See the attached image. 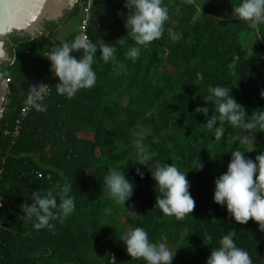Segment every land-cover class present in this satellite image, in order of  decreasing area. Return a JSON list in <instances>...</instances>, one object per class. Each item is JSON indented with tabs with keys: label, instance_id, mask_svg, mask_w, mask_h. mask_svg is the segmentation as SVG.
Here are the masks:
<instances>
[{
	"label": "trees",
	"instance_id": "trees-1",
	"mask_svg": "<svg viewBox=\"0 0 264 264\" xmlns=\"http://www.w3.org/2000/svg\"><path fill=\"white\" fill-rule=\"evenodd\" d=\"M241 2L204 0L199 10L197 0H163L169 19L162 37L141 46L132 60L126 53L136 45L126 37L125 0H92L86 34L98 49L92 65L96 82L72 99L57 93L59 81L46 58L53 47L73 42L77 30L55 44L37 36L10 45L13 62L0 65L9 89V106L0 119V264H146L132 260L120 241L136 227L148 233L151 243H165L175 256L173 264H206L226 235L249 253L252 264H264V232L257 223L237 224L226 205L214 202L215 180L226 173L232 151L239 148L255 160L264 152V131L224 124L217 141L215 127L209 130L206 117L195 112L208 106L209 116L219 115L214 102L204 101L209 88L217 86L229 90L246 120L264 112V24L251 29L233 20L232 6ZM79 15L74 5L45 33L53 34ZM169 30L180 38L171 39ZM255 32L260 41L244 49ZM105 42L116 48L108 63L99 51ZM40 82L51 86L42 101L46 111L29 106L13 138L20 112L28 106L26 91ZM234 136L248 139L234 141ZM198 161L203 170H196ZM164 164L187 173L195 209L182 220L155 207L161 193L151 171ZM109 169L124 172L135 185L126 204L105 191ZM67 184L75 210L50 221L54 227L36 230L35 218L20 219L32 192L51 191L59 205L57 186Z\"/></svg>",
	"mask_w": 264,
	"mask_h": 264
},
{
	"label": "clouds",
	"instance_id": "clouds-1",
	"mask_svg": "<svg viewBox=\"0 0 264 264\" xmlns=\"http://www.w3.org/2000/svg\"><path fill=\"white\" fill-rule=\"evenodd\" d=\"M187 2L191 4L192 0ZM124 7L128 10L124 20V27L128 32L126 37H131L136 45L126 55L135 60L141 46L146 47L162 37L164 25L169 19L168 9L163 5V0H125ZM118 15L124 17L122 12ZM231 16L233 20L246 22L251 29H258L259 25L264 24V0H242L240 4L232 6ZM169 31L171 39L180 38L179 34ZM121 40L122 38L118 41ZM97 51V46L86 37H77L71 43L64 42L52 48L46 59L51 64L50 72L58 78L55 88L59 95L72 99L81 89L94 87L96 74L92 65ZM99 51L105 63L115 59L116 48L110 43L102 44ZM72 53L82 55L77 58ZM50 87L43 82L31 84L26 91V105L38 112L46 111L42 101ZM209 92L211 95L204 101L207 105L209 101L214 102L219 115L209 116L208 106H198L195 112L206 117L205 125L209 130L215 127L217 141L223 136L224 124L248 131L259 127L264 131V112L255 111L252 119L246 120L245 109L229 95L227 88L210 87ZM261 97L264 98V90L261 91ZM218 122L220 126L216 127ZM237 139L246 142L248 138L233 137L234 141ZM203 167L198 161L196 170H203ZM151 173L156 189L161 193L156 197L155 207L165 216H174L177 220L194 212L195 200L189 191L187 173H182L174 164L157 165ZM137 175L144 178L139 169ZM103 184L110 198L117 203L126 204L134 194L135 185L126 178L124 172L109 169ZM57 187L60 188L59 205L57 197L51 191L42 195L36 190L31 193V203L21 206L23 215L20 219L31 221L35 218L34 228L40 230L52 228L54 225L50 221L70 215L75 210L74 198L69 195L71 185ZM214 202L222 207L226 205L229 217L234 218L237 224L246 225L249 221H254L259 230L264 232V152L253 160L247 158L239 148L232 151L226 173L215 180ZM120 241L126 246L127 254L132 260L142 259L146 264H173L175 256L167 245L163 242L151 243L148 233L141 227L129 230ZM206 264H252V260L247 251L238 248L233 239L226 235L221 239L220 247L212 249Z\"/></svg>",
	"mask_w": 264,
	"mask_h": 264
},
{
	"label": "water",
	"instance_id": "water-1",
	"mask_svg": "<svg viewBox=\"0 0 264 264\" xmlns=\"http://www.w3.org/2000/svg\"><path fill=\"white\" fill-rule=\"evenodd\" d=\"M75 0H0V65L13 62L10 45L46 36ZM8 85L0 78V102Z\"/></svg>",
	"mask_w": 264,
	"mask_h": 264
},
{
	"label": "built area",
	"instance_id": "built-area-1",
	"mask_svg": "<svg viewBox=\"0 0 264 264\" xmlns=\"http://www.w3.org/2000/svg\"><path fill=\"white\" fill-rule=\"evenodd\" d=\"M91 4H92V0H84V1L75 0V2H74V5H78L79 10H80L79 19L77 20L78 37H81V38L86 37L88 40H89V38L86 34V31H87L88 25L90 23ZM0 78H2L6 82V84L8 85V81L5 78H3V75L1 72H0ZM8 106H9V89L7 87L6 92H5L3 98L0 102V119L3 117L4 113L8 109ZM28 110H29V106H26L21 110L20 115H19V119H18V121H16V127L12 133L13 138H15L18 135L19 122L25 118ZM4 134H8V133L4 132ZM3 172H4L3 167H0V181L3 177ZM47 178H49V177L47 176ZM2 207L3 206H2V203L0 201V211H1Z\"/></svg>",
	"mask_w": 264,
	"mask_h": 264
},
{
	"label": "rangeland",
	"instance_id": "rangeland-1",
	"mask_svg": "<svg viewBox=\"0 0 264 264\" xmlns=\"http://www.w3.org/2000/svg\"><path fill=\"white\" fill-rule=\"evenodd\" d=\"M204 0H197V6L199 10L201 9V6L203 5ZM77 30V20H72L64 25H61L59 28L56 29V31L53 34H47L45 36L44 42L46 43H58L61 42L64 38H66L70 33L75 32ZM261 36L259 33H251L247 36V39L245 40V48L244 49H250L253 47L256 42L260 41ZM1 72V71H0ZM2 73V72H1Z\"/></svg>",
	"mask_w": 264,
	"mask_h": 264
}]
</instances>
